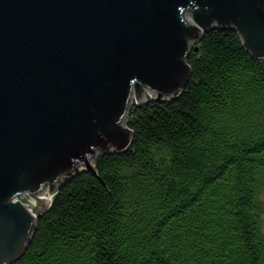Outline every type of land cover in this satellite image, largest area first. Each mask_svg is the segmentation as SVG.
<instances>
[{
    "label": "trees",
    "instance_id": "obj_1",
    "mask_svg": "<svg viewBox=\"0 0 264 264\" xmlns=\"http://www.w3.org/2000/svg\"><path fill=\"white\" fill-rule=\"evenodd\" d=\"M176 97L132 108L131 144L66 182L12 264H264V58L203 35Z\"/></svg>",
    "mask_w": 264,
    "mask_h": 264
},
{
    "label": "water",
    "instance_id": "obj_2",
    "mask_svg": "<svg viewBox=\"0 0 264 264\" xmlns=\"http://www.w3.org/2000/svg\"><path fill=\"white\" fill-rule=\"evenodd\" d=\"M213 30L263 59L264 0H0V264L66 182L130 147L135 105L186 88Z\"/></svg>",
    "mask_w": 264,
    "mask_h": 264
},
{
    "label": "rangeland",
    "instance_id": "obj_3",
    "mask_svg": "<svg viewBox=\"0 0 264 264\" xmlns=\"http://www.w3.org/2000/svg\"><path fill=\"white\" fill-rule=\"evenodd\" d=\"M152 98H156V97H155V96H152ZM134 102H137V99H136V98H135ZM23 198H27V199H29V197H23ZM23 198H20V200L24 202ZM25 203H26V202H25Z\"/></svg>",
    "mask_w": 264,
    "mask_h": 264
}]
</instances>
